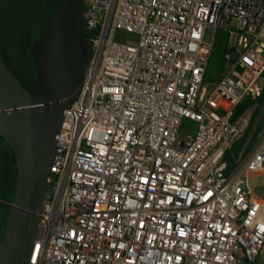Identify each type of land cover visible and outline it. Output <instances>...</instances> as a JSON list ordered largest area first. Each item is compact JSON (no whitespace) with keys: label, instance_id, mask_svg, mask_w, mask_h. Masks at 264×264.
Masks as SVG:
<instances>
[{"label":"built area","instance_id":"2783aa9c","mask_svg":"<svg viewBox=\"0 0 264 264\" xmlns=\"http://www.w3.org/2000/svg\"><path fill=\"white\" fill-rule=\"evenodd\" d=\"M81 20L90 60L29 264H264V201L250 186L264 128L226 172L249 127L236 109L264 93V0H84ZM217 31L226 51L209 93ZM183 119L194 133L180 134Z\"/></svg>","mask_w":264,"mask_h":264},{"label":"water","instance_id":"95a60500","mask_svg":"<svg viewBox=\"0 0 264 264\" xmlns=\"http://www.w3.org/2000/svg\"><path fill=\"white\" fill-rule=\"evenodd\" d=\"M84 0H64L47 18L45 33L30 54L35 95L8 69L0 54V137L10 146L16 164V185L8 203L0 264H29L40 214L50 192L48 179L64 111L90 60L82 28Z\"/></svg>","mask_w":264,"mask_h":264},{"label":"trees","instance_id":"16d2710c","mask_svg":"<svg viewBox=\"0 0 264 264\" xmlns=\"http://www.w3.org/2000/svg\"><path fill=\"white\" fill-rule=\"evenodd\" d=\"M64 0H28V7L23 10L20 15L13 18L10 14L0 17V54L8 67V69L17 77L20 84L32 95H35L38 86L35 81V69L30 48L32 44L37 41L47 29V18L57 8H59ZM8 37L14 38L22 48L23 56L20 64H15L10 56L9 48L7 46ZM89 37V33L85 32V38ZM226 51V36L217 31L216 41L211 51L209 62L212 56L217 53L220 57L222 65V56ZM208 62V64H209ZM208 76V67L206 71L205 80ZM255 101L245 99L236 109L235 117L246 111ZM259 107L264 104V93L259 99ZM264 127V115L260 120L254 133L251 135L246 149L243 154L255 143L258 133ZM250 133L246 129L243 136L234 142L230 149L226 152L227 173L236 166L237 158L242 151L246 139ZM16 185V164L10 146L0 137V200L11 201ZM9 209L0 203V239L2 237L5 226L6 217Z\"/></svg>","mask_w":264,"mask_h":264},{"label":"rangeland","instance_id":"374dc122","mask_svg":"<svg viewBox=\"0 0 264 264\" xmlns=\"http://www.w3.org/2000/svg\"><path fill=\"white\" fill-rule=\"evenodd\" d=\"M28 6V0H0V17H5L10 14V17L14 19L16 14L20 15ZM118 34H120V32H117L116 36H118ZM121 35L123 37L122 39L130 38V36L127 34L122 33ZM119 40L121 39L117 38V41ZM6 43L9 48V53L12 61L15 64H20L22 61L23 51L19 46V43L11 37H8ZM221 71L222 67L220 63V57L217 55V53H215L208 64V76L207 80H205L204 82V86L207 88L209 93L213 89L214 83L219 77ZM196 128V123L188 119H183L181 121L179 132L182 136H184L186 134L194 133L196 131ZM250 186L254 194L261 201H264V169L251 173Z\"/></svg>","mask_w":264,"mask_h":264},{"label":"crops","instance_id":"0c3cea01","mask_svg":"<svg viewBox=\"0 0 264 264\" xmlns=\"http://www.w3.org/2000/svg\"><path fill=\"white\" fill-rule=\"evenodd\" d=\"M246 112L248 113V118H249V127L247 129L250 130L249 136L245 141V144L242 148V151H244V149H246L247 147V143L251 137V135L254 133L255 128H257L258 124L260 123V120L262 119L263 115H264V104L260 105L259 107V102H254L247 110ZM264 128V127H263ZM262 131V130H261ZM259 135V133H258ZM258 137V136H257ZM257 141V139H256ZM255 141V143H256ZM255 143L253 144V146L248 150V152L254 147ZM240 152V153H241Z\"/></svg>","mask_w":264,"mask_h":264},{"label":"flooded vegetation","instance_id":"af4514ba","mask_svg":"<svg viewBox=\"0 0 264 264\" xmlns=\"http://www.w3.org/2000/svg\"><path fill=\"white\" fill-rule=\"evenodd\" d=\"M14 157V156H13ZM10 201H3V200H0V203L2 204V205H4L5 207H7L8 209H9V207H8V203H9Z\"/></svg>","mask_w":264,"mask_h":264}]
</instances>
